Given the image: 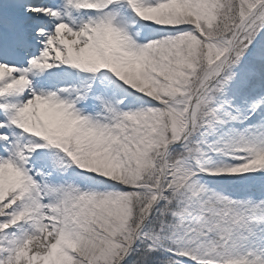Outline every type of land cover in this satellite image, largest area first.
Listing matches in <instances>:
<instances>
[{"label":"snow or ice","instance_id":"6c2138e0","mask_svg":"<svg viewBox=\"0 0 264 264\" xmlns=\"http://www.w3.org/2000/svg\"><path fill=\"white\" fill-rule=\"evenodd\" d=\"M0 264H264V0H0Z\"/></svg>","mask_w":264,"mask_h":264}]
</instances>
